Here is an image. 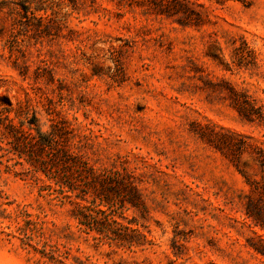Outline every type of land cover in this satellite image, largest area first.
<instances>
[{"label":"rangeland","instance_id":"1","mask_svg":"<svg viewBox=\"0 0 264 264\" xmlns=\"http://www.w3.org/2000/svg\"><path fill=\"white\" fill-rule=\"evenodd\" d=\"M179 1L193 13L49 0L35 34L0 7V264H264L246 214L264 205V0ZM32 113L57 150L131 180L135 201L118 185L110 203L130 245L79 228L73 205L101 195L45 189L30 162L50 153L4 134Z\"/></svg>","mask_w":264,"mask_h":264},{"label":"trees","instance_id":"2","mask_svg":"<svg viewBox=\"0 0 264 264\" xmlns=\"http://www.w3.org/2000/svg\"><path fill=\"white\" fill-rule=\"evenodd\" d=\"M49 0H0V7L6 8L10 14L16 13L13 17L12 28L16 25L24 27L30 26L32 32L40 33L46 31L50 16L47 11ZM154 9L157 13L170 15L173 12H183L185 15L193 13L192 9L179 0H152ZM161 4H164L162 6ZM160 5V6H159ZM173 9V12L171 11ZM41 12V13H40ZM18 30V29H17ZM10 105L9 102H7ZM11 111L10 108L1 109L0 112ZM8 119L5 126L4 134L11 138L14 147L21 151L23 149L31 150L34 155L36 152L47 151L50 153L48 160L43 162L35 160L30 164L35 171H40L46 178L45 189L55 191L61 195V198L83 199V194L92 191L93 194L101 195L98 203L92 206L73 205L72 216L75 218L79 228L83 230H94L102 237L109 240H116L121 243L131 244L127 240V226L120 224L110 211V203L114 200V193L121 196L122 191L118 185L125 188V194L122 197L132 204L137 197V189L131 180L124 178L120 171L111 169L104 170L89 166L81 162L78 157L70 156L67 151L56 149V137L53 131H43L38 125L35 113H32L27 124V129L23 123L15 125L12 120ZM52 150H55L54 153ZM107 184H112V188H107ZM117 185V187H115ZM86 188V189H85ZM44 189V188H43ZM102 208H97L98 206ZM247 216L252 217L254 225L264 230V205L258 204L252 210L246 211ZM261 244L255 249L264 256V240L260 239Z\"/></svg>","mask_w":264,"mask_h":264}]
</instances>
